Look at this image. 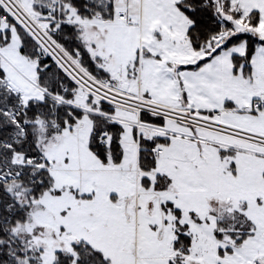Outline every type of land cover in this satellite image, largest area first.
Wrapping results in <instances>:
<instances>
[{
    "label": "snow or ice",
    "instance_id": "1",
    "mask_svg": "<svg viewBox=\"0 0 264 264\" xmlns=\"http://www.w3.org/2000/svg\"><path fill=\"white\" fill-rule=\"evenodd\" d=\"M0 264H264V0H0Z\"/></svg>",
    "mask_w": 264,
    "mask_h": 264
}]
</instances>
